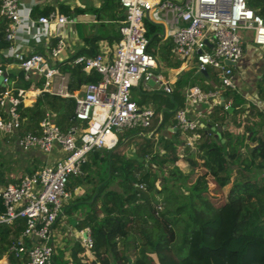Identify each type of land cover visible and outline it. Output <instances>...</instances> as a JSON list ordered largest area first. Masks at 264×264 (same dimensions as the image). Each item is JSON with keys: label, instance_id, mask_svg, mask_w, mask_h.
I'll list each match as a JSON object with an SVG mask.
<instances>
[{"label": "trees", "instance_id": "1", "mask_svg": "<svg viewBox=\"0 0 264 264\" xmlns=\"http://www.w3.org/2000/svg\"><path fill=\"white\" fill-rule=\"evenodd\" d=\"M245 2L264 20V0ZM52 9L66 16L83 13L95 16V33L91 30L82 34L78 29L86 46L56 66L60 72H68L69 90L97 81L100 75L95 70L86 73L81 70L82 64L67 61L79 54L94 55L99 50V41L109 46L117 42L124 16L117 0H99L97 5H70L68 2L35 5L31 15L45 14ZM4 26L5 21L0 17V49L8 45ZM146 31L148 35L147 28ZM155 36L154 33L149 36L151 43L158 40ZM157 54L165 67L180 65V60L171 55L169 39L160 44ZM5 63L0 60L1 65ZM207 74L182 71L172 82L169 93L132 90L133 100L153 107L151 124L141 133L136 129L121 131L116 144L109 150H90L82 165L83 173L69 175L66 190L70 195L84 183L89 185V191L74 196L65 211H80L74 228L88 226L92 246L87 249L74 242L67 257L61 248L54 256V264H115L113 261L118 258L124 259L123 264H149L152 259L155 264H264L263 112L254 104H247L241 94L223 92L224 100L230 101V111L216 104L207 114L205 123L223 127L229 120L234 127H241L242 132L234 135L222 130L218 138L213 131L208 133L204 127H198L194 130L198 137L193 153L180 139L179 129L173 132L165 129L166 125H174L170 117L183 105L185 86L195 84L205 91L212 89L214 72L208 69ZM10 79L15 88L22 89L40 86L42 82V79H24L21 70L11 72ZM254 92L264 101V71L254 83ZM16 109L20 120L15 134L37 132L45 110L54 114V122L61 130L77 124L74 99L70 97L41 92L30 105L20 102ZM163 128L165 136L160 133ZM187 134L191 135L192 131ZM180 144L183 145L181 153L177 150ZM242 145L246 147L243 157L237 153ZM180 154L190 172L203 171L193 176L181 172L176 164ZM165 169L170 176H164ZM33 171L34 167H25L23 174ZM7 172L5 162L0 161V185L15 181L6 177ZM207 176L219 187L229 183L224 199L216 204L210 199ZM159 177L161 180L157 184ZM15 223L18 225L14 229L0 227V255H6L8 264H21L8 250L10 235L14 236L21 229L22 219L17 218Z\"/></svg>", "mask_w": 264, "mask_h": 264}, {"label": "built area", "instance_id": "2", "mask_svg": "<svg viewBox=\"0 0 264 264\" xmlns=\"http://www.w3.org/2000/svg\"><path fill=\"white\" fill-rule=\"evenodd\" d=\"M65 0H58L64 2ZM123 10L120 37L108 48L100 44L94 55L79 54L67 61L82 64L81 70H95L100 78L68 89V72H60L57 63L62 58L65 42L61 30L73 16L56 10L31 15L38 0L24 4L20 0H0V17L5 21L4 38L8 45L0 49V132L14 135L22 151L36 150L47 156L46 163L31 173L18 176L15 182L0 187V227L13 229L17 218L21 229L10 235L8 250L21 264H54L57 241L54 224L65 213L70 193L66 190L69 175L83 173L82 165L92 149H111L123 130L139 133L151 124L154 109L151 104L137 103L132 90H161L171 92L174 78L184 69L194 72H214L212 89L202 90L188 85L182 90L184 106L175 110L172 128L186 133L204 127L202 118L219 104L220 92H239L241 70L235 64L243 54L245 36L256 46L264 47V20L247 6L245 0H117ZM158 25V40L151 43L145 23ZM171 41V55L180 60L174 69L164 70L159 64L160 44ZM32 41L41 42L37 51ZM151 44V47H149ZM228 59L234 65L224 64ZM21 70L24 79H42L40 86L31 89L15 88L10 74ZM203 74V73H202ZM204 75V74H203ZM152 82V84H150ZM46 92L74 99L77 124L61 130L54 122V114L45 110L38 122L37 132L15 134L19 126L17 105L25 99ZM243 98L254 104L264 115V101L244 91ZM225 101L223 108H229ZM205 104L195 116L189 107ZM246 104V105H247ZM149 135V134H148ZM193 146V141L185 139ZM57 150L55 155L54 151ZM51 160V161H50ZM264 174V167L262 168ZM142 185L140 184L139 187ZM77 242L89 249L92 246L90 229L84 226L75 231Z\"/></svg>", "mask_w": 264, "mask_h": 264}, {"label": "crops", "instance_id": "3", "mask_svg": "<svg viewBox=\"0 0 264 264\" xmlns=\"http://www.w3.org/2000/svg\"><path fill=\"white\" fill-rule=\"evenodd\" d=\"M38 1H39L40 5H44V6L45 5H52V4L58 3V0H38ZM22 2L24 4H28V3L32 2V0H22ZM64 2H68L69 4L70 3H73L71 0H65ZM86 14H90V13H86ZM77 22H79V21H75L73 23V28L72 29H64V30L62 29L61 30V33H62L61 35H62V37L64 39V42H65V47H64V50L62 51V58H67V57L75 54L78 49L86 46V44L83 42L82 38L79 37V35H78V24H75ZM80 22H84L86 25L89 26L88 32H90L91 30H93L94 33L96 32L97 27L95 25V23H96L95 16H94V21H80ZM81 24H83V23H81ZM69 30H70V32H69L70 35H68L66 37L65 34H64V32L69 31ZM245 37H246L245 38L246 40H245V46L243 48V54L239 58V60L236 62V64H235L234 67H235L236 70H241V73H242V75H241L242 76V80H241V82L239 84V92H240L239 94H242L244 91L250 90V92L255 95V92H254V83H255L256 79L264 71V60L263 59H260V58H255V56L253 58L250 57V56L252 54V51L254 50L252 48H254V47L255 48H258V47H262V46H256V45H254L247 36H245ZM100 44H103L104 46H106L108 48H112V46H113V45L112 46H109L105 41H99L98 47L100 46ZM32 45L34 46V48L37 51H43L42 50L43 47H42L41 42L32 41ZM262 50L264 51V47H262ZM247 51H249L248 54H246ZM251 67H253V68L255 67V69H252ZM165 68L166 69H172V68L174 69L175 67H165ZM250 69L253 70V73H251V70ZM186 70H189V69H184L183 71H186ZM245 72H247V75H246ZM177 76H178V74H177ZM176 77L174 78V80L176 79ZM220 93L223 96V92H220ZM31 102L32 101L29 100V103H27L26 105H30ZM219 103H220V101H219ZM203 110L204 109H201V111H203ZM198 119L200 121H203V123H205V121L207 119V115H205L202 118L200 117ZM207 125H209V126H207ZM172 127H173V125L172 126L171 125H166L165 129L168 130V131H172L173 132V131H175V129L172 128ZM210 127H213V126H210V124H208V123H205L204 124V128H205V130L208 133H210V132L213 131L214 134H215V136L218 137L216 135V133H215L216 130L215 129H212V128H211L212 130H210ZM238 128H240V127H234V125H232L230 123V121L227 120L224 123L223 127H221L220 136H221L222 130H227L229 132H234V131H239ZM187 138H189V139H191L193 141V146L190 147V150L193 153L194 152V148H195L194 147V143H195V141H196L197 138H194L193 139L192 138V134L189 135V134H187V132L185 134L182 133V132H180V139H182V140L185 141V139H187ZM223 140L224 139H222L221 141H223ZM14 147H15V149L18 152H21V153H24V154L25 153L26 154H29V158H28V160H26V166L28 165V168H33L34 167L35 170H36L38 168V166L42 165L43 163L48 162L47 161V156L44 155V154H42V153H40V152H38V151H36V150H31V151H27V152L26 151H22L19 148V146L17 145V142L15 141V137H14ZM180 148H182V150H183V145L182 144H180L178 146V149L177 150H178L179 153H181V151H182V150L181 151L179 150ZM54 153H55V155H58L57 154V150H55ZM184 156H187V155H184ZM182 157H183V155L180 154V158H182ZM35 158H37L38 161L34 162L35 161L34 160ZM181 171L183 172V170H181ZM21 174H23V173H21ZM21 174H18V172H13L11 170H8V172L6 173V177L12 178L13 180L16 181V179L18 178V176H20ZM9 183H12V182H9ZM1 186H4V185H0V187ZM78 191H79V189H77V188L74 190V195H71L70 196V198L68 200V203L70 202V200L74 196H78L77 195V193H79ZM68 203L66 204V206L68 205ZM70 215L72 217L77 216L76 217V219H77V218H79L81 216V213H80V211L77 212V213H74V212L73 213H70V212L65 211L64 215L62 217H60L61 218V222L58 223L59 220H57L56 223L54 224V235H55V238H56V241H57V252H58V249L64 248V254H65L66 257L68 256L70 246H72L74 242H77V237H78L77 234L75 233L76 229L72 225H70V223L68 221V216H70ZM75 222H76V220H75ZM62 228H65L67 230V232H68V236L65 235V238H63L62 237V234H61V232H62L61 229ZM68 239H70L71 241L68 240Z\"/></svg>", "mask_w": 264, "mask_h": 264}, {"label": "rangeland", "instance_id": "4", "mask_svg": "<svg viewBox=\"0 0 264 264\" xmlns=\"http://www.w3.org/2000/svg\"><path fill=\"white\" fill-rule=\"evenodd\" d=\"M20 1H22V0H20ZM71 1L73 3H70V5H96V4L99 3V0H71ZM79 23H83V24H79L78 25V29L80 30V32L82 34H86L88 32L89 26L86 25L84 22H79ZM145 24H146V28L148 29V32H149L148 37L151 34H153V33H159L160 32V27L158 25H153V24L150 25L147 22ZM72 28H73V23L68 22L67 24H65V27L63 28V30L64 29H72ZM69 32H70V30L64 32V34H65L66 37L68 35H70ZM155 37H157V36H155ZM149 47H151V44H150ZM252 49H254V50L252 51V54H251L250 57L253 58L255 56V58H260V59H263L264 60V51L262 50V47H258V48H255L254 47ZM248 52L249 51H247L246 54H248ZM158 60H159V64L162 65L163 69L166 70L165 66L163 65L165 63L162 61V59H161L160 56H158ZM251 68L252 69H255V67L254 68L251 67ZM245 73L247 75V72H245ZM251 73H253V70H251ZM135 90H137V89L135 88ZM158 91H161V90H158ZM25 100H24V103L25 104L29 103V102H25ZM182 104H183L182 106H184V100H183V103ZM205 107H206L205 104H200L199 106H195L194 108L189 107L188 108L189 109V114L193 117V116H195V112L197 110L204 109ZM239 118L241 119L242 117L240 116ZM170 119L174 120L172 116L170 117ZM238 129H239V131H234V132H231V133L235 135L237 133L242 132V128L241 127L238 128ZM160 133L163 136H165L166 135L165 129L163 128L162 130H160ZM245 148H246L245 145H242V147L238 148V152L237 153H239L241 157L245 156V153H246ZM179 150L181 151L182 148H180ZM28 158H29V154H26V153L24 154V153L18 152L15 149V147H14V137L11 134H3V133L0 132V161H4L5 162V167L9 168L8 170H11L13 172H18V174L23 173V169L25 167H28V165L26 166V160ZM176 164H177V166H179L180 170H183V173L184 174H188L189 176H193L195 173H197V172L199 173V172H202L203 171L202 169H200V170H197V172L196 171L190 172V167H189L188 163L185 161L184 157L179 158V160L176 162ZM232 167H235V166H232ZM233 172L234 171H232L231 178L233 177ZM167 173L168 172L165 169L164 170V173H163L164 176H170ZM170 174L172 175L173 172H170ZM160 180H161L160 177L157 178L156 179V183L158 184ZM207 181H208L209 189L211 190V196H210L211 201L216 204V202L218 200H223L224 199V196H225V194L227 192V189L229 187V183L227 185H225L224 187H219L214 182V180L212 179L211 176H207ZM88 186L89 185L87 183H84L83 186H81L80 188H77V189H79V191H78L79 193H77V195L79 196V195H81V194L89 191V189H87ZM73 212L74 213H77V212H79V210L78 209L77 210L76 209H72L70 213H73ZM76 217L77 216H75V217H72L71 215L68 216V221H69L70 225H72L73 227H74V222L76 220ZM58 220H59L58 223H60L61 222V218L58 219ZM61 230H62L61 234H62V237L63 238H65V235L68 236V232H67V230L65 228H62ZM68 240H70V239H68ZM58 251H59V249H58ZM113 262L115 264H123L124 263V259H119L118 258L116 260V262L115 261H113ZM0 264H8L6 255H0ZM89 264H91V263H89ZM149 264H155V260L152 259L149 262Z\"/></svg>", "mask_w": 264, "mask_h": 264}, {"label": "water", "instance_id": "5", "mask_svg": "<svg viewBox=\"0 0 264 264\" xmlns=\"http://www.w3.org/2000/svg\"><path fill=\"white\" fill-rule=\"evenodd\" d=\"M73 17L75 18L76 21H94V15L93 14H86V13H83V14H73ZM224 64H228V65H234L233 62H231L230 60L228 59H225L223 60ZM202 73L204 75H206V72L205 71H202ZM150 84H152V82H150ZM224 104V99H223V96L220 97V103L219 105L222 106ZM231 107L227 108L228 111H230ZM209 126V125H207ZM215 129L216 130V135L218 136V138H221L220 136V131H221V126L220 125H217L215 127H210V130L212 129ZM222 140V139H221Z\"/></svg>", "mask_w": 264, "mask_h": 264}]
</instances>
